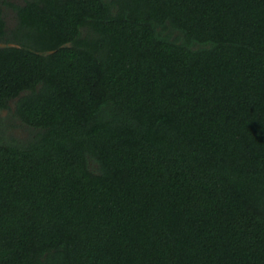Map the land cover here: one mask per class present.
I'll return each instance as SVG.
<instances>
[{
	"label": "trees",
	"instance_id": "16d2710c",
	"mask_svg": "<svg viewBox=\"0 0 264 264\" xmlns=\"http://www.w3.org/2000/svg\"><path fill=\"white\" fill-rule=\"evenodd\" d=\"M0 3V264H264V0Z\"/></svg>",
	"mask_w": 264,
	"mask_h": 264
},
{
	"label": "rangeland",
	"instance_id": "374dc122",
	"mask_svg": "<svg viewBox=\"0 0 264 264\" xmlns=\"http://www.w3.org/2000/svg\"><path fill=\"white\" fill-rule=\"evenodd\" d=\"M9 1L14 2L16 4H22L23 3V0H9ZM1 8L3 9L6 29H12L16 24V17H15V13H14L13 9H11L10 7L4 6V5ZM5 45L6 44L4 42H2V40L0 39V47H3ZM0 114H2V116H7L8 112L3 111ZM13 133L17 137H21V138H24L27 135V131L24 128H19L18 130L15 129L13 131Z\"/></svg>",
	"mask_w": 264,
	"mask_h": 264
}]
</instances>
